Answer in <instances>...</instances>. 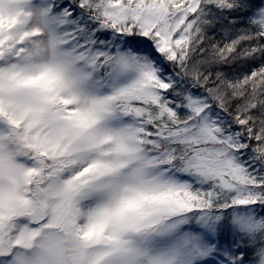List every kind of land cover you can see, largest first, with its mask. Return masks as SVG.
I'll list each match as a JSON object with an SVG mask.
<instances>
[{
    "label": "snow or ice",
    "instance_id": "1",
    "mask_svg": "<svg viewBox=\"0 0 264 264\" xmlns=\"http://www.w3.org/2000/svg\"><path fill=\"white\" fill-rule=\"evenodd\" d=\"M0 264H264V0H0Z\"/></svg>",
    "mask_w": 264,
    "mask_h": 264
}]
</instances>
